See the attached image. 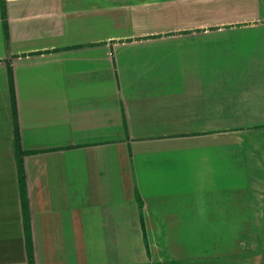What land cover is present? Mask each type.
I'll use <instances>...</instances> for the list:
<instances>
[{"label": "crops", "instance_id": "crops-1", "mask_svg": "<svg viewBox=\"0 0 264 264\" xmlns=\"http://www.w3.org/2000/svg\"><path fill=\"white\" fill-rule=\"evenodd\" d=\"M0 264H264V0H0Z\"/></svg>", "mask_w": 264, "mask_h": 264}, {"label": "trees", "instance_id": "trees-1", "mask_svg": "<svg viewBox=\"0 0 264 264\" xmlns=\"http://www.w3.org/2000/svg\"><path fill=\"white\" fill-rule=\"evenodd\" d=\"M15 150H16L18 167H19V173H20L21 191H22V194H24V188H23V181H24V179H23V175H22V157H23V151L20 148L17 135L15 136ZM24 201H25V198L23 196V207H24Z\"/></svg>", "mask_w": 264, "mask_h": 264}]
</instances>
